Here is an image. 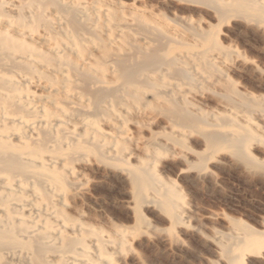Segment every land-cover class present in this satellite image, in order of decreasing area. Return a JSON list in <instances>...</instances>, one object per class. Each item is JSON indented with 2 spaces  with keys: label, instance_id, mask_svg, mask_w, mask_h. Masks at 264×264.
I'll return each mask as SVG.
<instances>
[{
  "label": "bare ground",
  "instance_id": "obj_1",
  "mask_svg": "<svg viewBox=\"0 0 264 264\" xmlns=\"http://www.w3.org/2000/svg\"><path fill=\"white\" fill-rule=\"evenodd\" d=\"M209 1L0 0V264H116L126 228L84 220L86 172L129 193L136 229L144 203L183 220L164 157L198 175L234 159L264 179V68L217 28L264 21V0L188 10ZM241 226L219 236L228 264L264 249V223Z\"/></svg>",
  "mask_w": 264,
  "mask_h": 264
},
{
  "label": "rangeland",
  "instance_id": "obj_2",
  "mask_svg": "<svg viewBox=\"0 0 264 264\" xmlns=\"http://www.w3.org/2000/svg\"><path fill=\"white\" fill-rule=\"evenodd\" d=\"M223 1V0H222ZM262 1V0H260ZM221 0L190 5L191 12H203L205 19L213 10L211 4ZM189 8V7H188ZM250 14V10H244ZM194 14V15H195ZM195 16L192 19L195 20ZM203 20V19H202ZM264 21H254L248 16L223 20L217 28L225 31V40L233 49L241 51L248 64L264 68V52L257 30ZM256 48V50H255ZM241 57V58H242ZM238 86L250 84L247 76L234 75ZM248 86V85H247ZM255 94H264L257 85ZM206 95L210 93L205 89ZM194 148L201 149L195 136ZM185 161L164 157L157 163L162 180L174 183L181 194L183 220L172 225L168 215L153 203H144L141 212L146 225L135 228L132 199L113 180L96 186L95 178L86 172L84 191V220L105 231L112 224L126 228V246L116 264H228L220 255V234L231 232L242 225L261 229L264 223V179L247 172L242 163L212 162L201 170L186 168ZM209 172L210 176L206 174ZM95 185V186H94ZM244 264H264V249L256 254H246Z\"/></svg>",
  "mask_w": 264,
  "mask_h": 264
}]
</instances>
